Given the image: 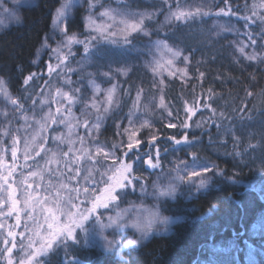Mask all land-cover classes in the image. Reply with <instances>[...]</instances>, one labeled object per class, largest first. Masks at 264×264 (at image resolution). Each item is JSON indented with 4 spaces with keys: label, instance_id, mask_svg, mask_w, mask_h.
Instances as JSON below:
<instances>
[{
    "label": "trees",
    "instance_id": "trees-1",
    "mask_svg": "<svg viewBox=\"0 0 264 264\" xmlns=\"http://www.w3.org/2000/svg\"><path fill=\"white\" fill-rule=\"evenodd\" d=\"M62 4L28 0L7 14L0 31V80L12 102L7 117L0 116V173L14 167L8 184L0 178V264H8L3 247L14 243L6 234L15 228L23 236L20 245L35 247L28 264H264V0H76L64 27L74 42L70 49L62 40L52 43ZM186 7L197 11L183 13ZM117 11L140 15L144 23L122 36L88 35L93 16ZM76 41H85L87 50ZM157 42L187 57L184 74L156 77L150 71V48ZM46 45L50 48L37 64ZM241 46L257 59L247 60ZM95 89L106 104L94 102ZM50 99L59 102L48 107ZM49 114L55 122L45 127L42 152L25 159L17 131L24 121L40 124ZM134 124L143 126L132 133V143ZM95 146L117 158L98 157ZM52 153L61 162H50ZM177 158L208 170L201 188L183 187L162 204L164 216L178 219L168 234L149 237L118 256L86 247L87 216L72 236L62 233L36 254L45 244V230H52L43 202L54 196L57 202L71 199L72 189L82 192L97 183L102 190L96 197H103L102 181L108 188L121 165L131 164L130 172L123 171L124 187L113 192L119 202L151 165L164 167ZM77 169L79 175L70 179ZM89 170L91 179L85 181ZM12 187L18 190L19 213L10 212ZM24 190L33 194L31 208ZM116 204L108 200V206ZM96 212L89 214L96 217ZM59 217L60 225L68 223L64 210Z\"/></svg>",
    "mask_w": 264,
    "mask_h": 264
},
{
    "label": "rangeland",
    "instance_id": "rangeland-1",
    "mask_svg": "<svg viewBox=\"0 0 264 264\" xmlns=\"http://www.w3.org/2000/svg\"><path fill=\"white\" fill-rule=\"evenodd\" d=\"M5 1L6 0H0V31L7 25L5 20L8 13H16L20 7L28 4V0H7L10 1L9 4ZM75 2L76 0H63V4L56 15L54 23L52 34L53 44L58 40H62L65 45L68 44L70 37L67 36L64 27L65 22L70 15L69 13L72 5ZM196 11L197 7H186L184 8L183 13ZM89 23H92L93 26L89 27ZM143 23L144 17L134 13L122 14L117 11L110 12V14H107L106 16L96 14V16H93L92 20L88 22V35L90 37H96L99 35L122 36L139 29ZM133 26H135V29ZM113 33H115V35H112ZM49 48L50 46L46 45L40 52L39 56H37V64H39L40 60L44 59L43 57ZM174 53H176V51L170 50V47L165 43L157 42L152 44L149 57L151 61L149 62L150 71L156 77L179 76L184 74L187 60L180 52L179 57H176ZM6 93L3 84L0 85V100L2 98L0 101V111H2L0 112L1 117L4 115L7 117V113L11 111L12 107V102L9 100L10 98H8ZM100 94L101 93L98 89L92 90V95L95 97H93L94 102L99 104L102 100L100 103L102 106L103 104H106L107 101ZM55 101H57V103L59 102L57 99H50L45 103L48 104L49 107V105L55 104ZM68 104L70 105V102H68ZM52 118L51 114H49L45 118L47 121H42L40 124H43L44 122L46 127H49L53 123ZM24 122L22 129L17 131V134L20 137L19 140L24 144L23 151L26 153V145L34 139V145L27 148V155L34 156L37 152L40 154L42 152L41 149H43V145L45 144V128L41 129L38 121L35 123H33V121L29 123L27 121ZM140 126L142 127L143 125ZM140 126L134 124L131 134L133 132L136 133V130H139ZM130 137H132L130 142L133 143L135 136L132 134ZM93 151L98 157H101L106 161L113 162L117 158L113 152L107 151L100 146L93 147ZM2 166L4 167L3 163L1 167ZM151 166L153 167L149 169L150 172L144 173V176L141 177L140 181L126 187L127 192L119 202L118 198L114 200L117 202L115 206H107L106 208L97 207L96 217H92L91 214H88L86 230H82V232H84L83 239L86 247L97 248V250L99 249L100 251H109L110 253L122 256V254L129 249L145 243L149 237L168 234L171 231L172 226L178 222V219L164 216L162 212V204L167 200H174L183 187L196 184L197 190L201 188L200 183H202L201 180L205 172V167H202L198 163L186 164L185 161L179 160L178 158L177 163H166L164 167L158 166L157 164ZM194 172H197L198 175H193ZM24 181L25 180H23V182ZM106 183L107 180L102 181L101 185L104 184L103 188H107ZM90 185H86L84 188H87L90 192L94 193L91 200L84 201V196L82 194L79 199L62 197V200L57 202L56 196H54L50 200H46L42 203L41 207L43 208L44 213L49 217L50 214L47 209L52 208L58 215L64 210L67 217L69 214L73 215V217H75V214H78L79 216V210L87 208L89 203V206L92 207L96 196L101 193L102 189L101 186L99 187V183L95 186L92 184ZM17 192L18 190L16 189V196H19ZM10 193L11 190L8 196L11 195ZM69 200L70 203L68 202ZM38 205L39 204L37 203V207L40 209V206ZM57 208H59L60 211H57ZM150 214H155L151 230L142 227L138 228L136 225L143 226ZM5 218L6 220L9 219L8 213ZM51 231L52 230H45L44 234L48 236ZM8 232L13 233V235H6L7 237H11V239L14 240V243H5L3 261L6 262L8 259V264H28V262L33 261L35 247L28 245L30 243L23 246L20 245L19 241L23 239V236L22 238L20 237V230L15 228ZM75 236L76 235L74 234V239ZM29 237L33 240L35 236L34 234H31ZM15 239L17 240L15 241ZM71 240L73 239L71 238ZM13 245H15V247Z\"/></svg>",
    "mask_w": 264,
    "mask_h": 264
},
{
    "label": "snow or ice",
    "instance_id": "snow-or-ice-1",
    "mask_svg": "<svg viewBox=\"0 0 264 264\" xmlns=\"http://www.w3.org/2000/svg\"><path fill=\"white\" fill-rule=\"evenodd\" d=\"M221 12H223V9H221ZM102 15H107V13H102ZM142 23V21H141ZM93 24L89 23V27H92ZM133 28L135 29V26H133ZM112 35H115V33H113ZM108 38V37H105ZM79 43H83L85 45V48L87 50L88 45L86 44L85 41H76ZM115 42V41H113ZM72 43H74L71 39L68 40V44L67 46L69 47V49L71 48ZM162 43V42H159ZM239 52L242 55H246V59L249 61H253L257 59V55L255 54V52H253L252 54H245V47L241 46L239 47ZM57 51H59V49H57ZM174 55L176 57L180 56L179 52L174 53ZM185 59H187V57H185ZM125 75H127V72H124ZM105 75H107V73H105ZM25 83H27V81H25ZM3 84V81H0V85ZM111 95V94H110ZM161 106L163 105V99H161L160 101ZM59 111V110H58ZM27 119V118H26ZM55 122V121H53ZM60 123H64L65 121L63 119H61L59 121ZM174 126V125H173ZM181 126L182 127H186V125H184L183 122H181ZM41 129H44L46 127L45 124H41L40 125ZM197 127H199V125L197 124ZM69 131L71 132L72 129H69ZM5 134L7 135V132H5ZM38 135V134H37ZM55 139L60 140V137L57 136L55 137ZM129 139L131 140L132 137H129ZM188 138L185 137V140H187ZM177 142H180L179 140H176ZM16 141L14 140L13 143H15ZM43 142V141H42ZM63 142V141H62ZM35 140L33 139L32 141L29 142L28 145H26V153H25V159L28 158L27 155V148L31 147L32 145H34ZM69 143H72V141H69ZM133 147L132 143L128 144V148L131 149ZM72 149H69V152H71ZM36 155H39V152L36 153ZM64 156H67L68 153H64ZM11 156L13 161H15L16 158V150L13 149L11 152ZM50 162L53 163H59L61 161L57 160L56 157V153H52L51 157L49 158ZM49 161L45 162V168H47V163ZM66 164L71 165L72 163H79V160H75V161H65ZM132 165L131 164H127V165H121V170H120V175L119 178L113 177L114 183L112 185H110L108 188L104 189V193L105 195L103 197H96L95 198V202L92 204L91 208H83L81 210H79V218L76 219L73 217V215L69 214L68 216V223L64 224V225H60L59 224V215H57L52 208H48L47 211L50 214V216L47 218L48 220V228L52 229V232L49 234V236L47 237H42V239L45 241V244H42L40 248L36 249V254L39 255L41 253L42 250H46V248H51L53 242L57 239V237H59L62 233H67L68 236H72L73 234V229L79 224L82 223L83 219H86L88 214L91 212H94L96 210L97 207H107L108 206V200H115L116 199V195H113V192H115V189L117 187L119 188H123L124 187V183L123 180L125 179V177L123 176V171H131L132 170ZM204 170H208V169H204ZM12 171H14V167L12 170H7L5 169L4 173H0V178H2V180L4 181V183H7L8 178L12 175ZM69 171H71V168L69 167ZM39 173L37 172H33L32 175H38ZM79 175V169H77L72 176H70V179H75L76 176ZM193 175H198L197 172H194ZM85 181H89L91 179V171H88V175L84 176L82 178ZM91 186V185H90ZM63 187H67V185H64ZM74 193V197L75 199H79L80 196L83 194L84 196V201L87 200H91L94 196L93 192H90L87 188L83 189V192H81L80 189H72L71 190ZM24 195V203L27 205L28 208H31L33 206V194L28 191V190H24L23 192ZM70 203V200L68 201ZM36 203H41L40 201H36ZM3 206V201L2 198H0V207ZM21 211V209L18 207V201L16 199V188L12 187L11 188V209L10 212L13 213H19ZM57 211H60L59 208H57ZM2 214V213H0ZM155 216V214H150V216L148 217V219L146 220L145 224L143 226L141 225H136L138 228H146L148 230H151L152 227V223H153V217ZM28 219H33L32 216H28ZM15 223L16 226H19L21 223V217L19 214L16 215L15 217ZM9 235H13V233H9ZM15 247V245H13Z\"/></svg>",
    "mask_w": 264,
    "mask_h": 264
},
{
    "label": "flooded vegetation",
    "instance_id": "flooded-vegetation-1",
    "mask_svg": "<svg viewBox=\"0 0 264 264\" xmlns=\"http://www.w3.org/2000/svg\"><path fill=\"white\" fill-rule=\"evenodd\" d=\"M7 234H9V232H7Z\"/></svg>",
    "mask_w": 264,
    "mask_h": 264
}]
</instances>
